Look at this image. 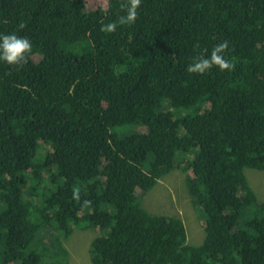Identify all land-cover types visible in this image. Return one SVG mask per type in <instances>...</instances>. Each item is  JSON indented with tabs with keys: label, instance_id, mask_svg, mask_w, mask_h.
Masks as SVG:
<instances>
[{
	"label": "trees",
	"instance_id": "1",
	"mask_svg": "<svg viewBox=\"0 0 264 264\" xmlns=\"http://www.w3.org/2000/svg\"><path fill=\"white\" fill-rule=\"evenodd\" d=\"M121 2L0 0V34L32 43L22 67L0 61V264H65L89 227L92 264H264L244 174L264 169V0H141L131 25ZM225 40L233 70L186 71ZM129 124L143 131L113 130ZM172 169L203 213L198 245L134 194Z\"/></svg>",
	"mask_w": 264,
	"mask_h": 264
},
{
	"label": "rangeland",
	"instance_id": "2",
	"mask_svg": "<svg viewBox=\"0 0 264 264\" xmlns=\"http://www.w3.org/2000/svg\"><path fill=\"white\" fill-rule=\"evenodd\" d=\"M84 1L88 10L105 8L107 4V0ZM142 127L129 124L114 127L113 130L122 135L142 132ZM150 159L151 154L149 153L147 161ZM244 174L248 183L252 184L256 197L264 203V193L262 192L264 190V169L245 167ZM184 183L181 171L172 169L159 178L149 191L142 193L140 189L136 188L134 194L140 199L142 207L150 214L180 217L185 228L186 242L198 245L204 237L203 213L192 205ZM104 207L110 208L107 205ZM103 233L104 230L97 227L75 229L69 237L63 240V245L68 253L65 264H92L89 255L90 242Z\"/></svg>",
	"mask_w": 264,
	"mask_h": 264
},
{
	"label": "clouds",
	"instance_id": "3",
	"mask_svg": "<svg viewBox=\"0 0 264 264\" xmlns=\"http://www.w3.org/2000/svg\"><path fill=\"white\" fill-rule=\"evenodd\" d=\"M141 0H122L120 8L124 15L118 17L119 25L134 24L140 7ZM24 25H21L23 28ZM117 23L111 22L101 24L100 31L104 33H112L116 31ZM229 47L227 40L213 46L210 55H200L194 58L192 63H189L186 71L194 74H204L211 70L214 66L220 71L233 70L235 65L230 60L225 59L224 53ZM32 51V43L26 36H18L15 33L0 34V61H3L11 66H20L28 62L29 54ZM161 178V177H160ZM158 181V180H157ZM72 199L80 201V189L74 188ZM91 203L89 200H83L81 206H88Z\"/></svg>",
	"mask_w": 264,
	"mask_h": 264
},
{
	"label": "crops",
	"instance_id": "4",
	"mask_svg": "<svg viewBox=\"0 0 264 264\" xmlns=\"http://www.w3.org/2000/svg\"><path fill=\"white\" fill-rule=\"evenodd\" d=\"M252 184H249V187H251L252 189H253V191H255L254 190V188L251 186ZM262 192L264 193V190H262ZM255 193V192H254ZM256 194V193H255Z\"/></svg>",
	"mask_w": 264,
	"mask_h": 264
},
{
	"label": "bare ground",
	"instance_id": "5",
	"mask_svg": "<svg viewBox=\"0 0 264 264\" xmlns=\"http://www.w3.org/2000/svg\"><path fill=\"white\" fill-rule=\"evenodd\" d=\"M122 33V32H121ZM118 35V34H117ZM119 37V36H118ZM122 40V39H121ZM126 45H128V44H126Z\"/></svg>",
	"mask_w": 264,
	"mask_h": 264
}]
</instances>
